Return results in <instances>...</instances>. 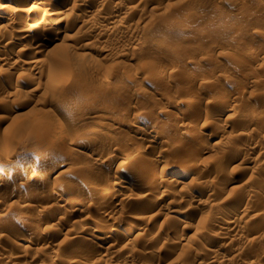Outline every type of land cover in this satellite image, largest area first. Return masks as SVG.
Returning a JSON list of instances; mask_svg holds the SVG:
<instances>
[{
    "label": "rangeland",
    "instance_id": "obj_1",
    "mask_svg": "<svg viewBox=\"0 0 264 264\" xmlns=\"http://www.w3.org/2000/svg\"><path fill=\"white\" fill-rule=\"evenodd\" d=\"M263 111L264 0H0V264H264Z\"/></svg>",
    "mask_w": 264,
    "mask_h": 264
},
{
    "label": "bare ground",
    "instance_id": "obj_2",
    "mask_svg": "<svg viewBox=\"0 0 264 264\" xmlns=\"http://www.w3.org/2000/svg\"><path fill=\"white\" fill-rule=\"evenodd\" d=\"M2 17H3V16H2ZM253 47H254V46H253ZM255 47H256V46H255ZM250 48H251V47H250ZM248 50H249V49H248ZM248 50H247V51H248ZM257 50H258L257 47H256V48H252L251 50H249L248 53H249V55H250V53H252V54H253V53L256 54L255 51L257 52ZM5 59H6V58H5ZM5 59H4V60H5ZM5 61H6V60H5ZM165 68H166V67H165ZM161 73H162V72H161ZM165 73H167V72H165ZM107 81H108V80H107ZM105 82H106V81H105ZM190 97H191V96H190ZM192 98H193V96H192ZM188 99H189V98H188ZM188 101H189V100H188ZM192 101H193V100H192ZM189 102H191V100H190ZM189 102H188V103H189ZM193 102H194V101H193ZM209 103H210V102H209ZM189 104H191V103H189ZM193 105H194V104H193ZM232 108H233V107H232ZM236 109H237V108H236ZM235 111H236V110H235ZM259 111H260V109H259ZM251 112H252V111H251ZM263 112H264V111H263ZM125 113H126V112H125ZM260 113H261V112H260ZM126 114H127V113H126ZM258 114H259V112H258ZM258 114H256V115H258ZM124 115H125V114H124ZM122 116H123V115H122ZM200 116H201V115H200ZM10 117H11V116H10ZM10 117L7 116L5 120H6V121H8V119L10 120ZM122 118H123V117H122ZM124 118H126V117H124ZM199 118H200V117H199ZM164 119H165V118H164ZM201 119H202V118H201ZM259 119L264 121V113H263L262 115H259ZM11 120H12V119H11ZM4 122H5V121H4ZM255 122H256V121H255ZM260 122H262V121H260ZM193 123H194V122H193ZM188 124H190L189 121H188ZM194 124H195V123H194ZM259 124H260V123H259ZM261 124H262V123H261ZM189 126H190V125H189ZM183 127H184V124H183ZM133 129H134V128H133ZM213 129L216 130L215 128H213ZM137 130H140V129L138 128ZM137 130H136V131H137ZM210 130H211V129H210ZM134 131H135V130H134ZM203 133H204V132H203ZM203 133H202V135H203ZM206 133H207V132H206ZM210 133H211V132H210ZM212 133H213V132H212ZM214 133H215V132H214ZM247 134H248V133H247ZM247 134H246V135H247ZM150 135H151V136H155L154 133H152V132H150ZM204 135H205V134H204ZM213 136H214V135H213ZM181 137H182V136H181ZM208 137H209V136H208ZM194 139H196V138H194ZM88 140H89V139H88ZM98 140H99V139H98ZM200 140H201V139H199V140H197V141L199 142ZM207 140H208V138H207ZM91 141H92V140H91ZM94 141H96V140H94ZM86 142H87V140H86ZM86 142H85V143H86ZM88 142H90V140H89ZM96 142H98V141H96ZM209 142H210V141H209ZM209 142H206V143L208 144ZM214 143H215V142H213V144H214ZM83 144H84V143H83ZM87 144H88V143H87ZM90 144L95 145L96 143L92 141ZM207 144H205V147H206V148H207V147H210V148H211V146H210L211 143H209L208 145H207ZM213 144H212V147H213ZM85 145H86V144H85ZM88 145H89V144H88ZM214 145L216 146V144H214ZM89 146H91V145H89ZM215 146H214V148H215ZM201 147H202V146H201ZM199 148H200V147H199ZM200 149H201V148H200ZM202 149H203V148H202ZM230 150H232V149H230ZM237 150H238V149H237ZM202 151H203V150H202ZM228 151H229V150H228ZM230 152H232V151H230ZM230 152H229V153H230ZM238 153H239V152H238ZM39 154H41V153H38V158L43 160L45 156H44L43 154H42V155H39ZM66 154H68V152H67ZM66 154H65V155H66ZM72 154H73V153L70 151L68 155H71V156H72ZM235 155H236V154H235ZM235 155H234V156H235ZM46 156H47V155H46ZM71 156H70L69 158H71ZM73 156H74V155H73ZM73 156H72V157H73ZM45 158H46V157H45ZM39 159H38V160H39ZM47 159H48V158H46V160H47ZM205 161H206V160H205ZM207 162H208V161H207ZM204 163H205V162H204ZM211 163H212V162H211ZM214 164H215V162H214ZM188 168H189V167H188ZM188 168L182 169V170H181V173H183V174H188L189 172L192 173L191 171H193L192 169H194L195 167H194V168L191 167V168H189V169H188ZM162 174H163V172H162ZM157 176L159 177V175H157ZM179 176H180V175H179ZM161 177H162V175H161ZM160 179H162V182H163V177H162V178H159V180H160ZM165 179H166V177H165ZM1 180L3 181V178H2ZM172 181H173V179H172ZM204 181H205V180H204ZM204 181H202V183H203ZM164 182H165V180H164ZM178 182H179V181H178ZM168 183H169V181H168ZM168 183H167V184H168ZM170 183H171V182H170ZM202 183H201V182H200L199 184L197 183V185H196L195 187H203V186H205V183H203V184H202ZM164 184H165V183H164ZM167 184H166V185H167ZM174 184H175V183H174ZM172 186H174V185H172ZM206 186H207V185H206ZM37 187H38V186H37ZM69 187H70V186L68 185V188H69ZM64 188H65V187H64ZM64 188H63V189H64ZM109 188H110V187H109ZM55 190H56V189H55ZM55 190L53 189L52 191H55ZM57 190H60V189H57ZM65 190H66V189H65ZM65 190H64V192H65ZM113 190H114V189H113ZM113 190H112V191H113ZM41 191H42V190H41ZM46 191H47V190H46ZM69 191H70V189H69ZM112 191L109 189V190H107L106 192H104L102 195L99 196V198L97 199V202H98V203H103L104 201H106L111 195H113ZM37 192H38V191H37ZM45 193L47 194V192H45ZM45 193H42V195H41V196H43V198H44ZM49 193H51V192L49 191ZM114 193H115V192H114ZM0 195H2V192H0ZM3 195H4V194H3ZM31 195H32V194H31ZM35 195H36V194H35ZM45 196H46V195H45ZM113 196H114V195H113ZM1 197H2V196H1ZM28 197H30V196H28ZM28 197H27V198H28ZM35 197H37V196H35ZM39 197H40V196H39ZM111 197H112V196H111ZM160 197H162V196H160ZM163 197H164V196H163ZM37 198H38V197H37ZM37 198H36V199H37ZM43 198H41V199H43ZM207 198H208V197H207ZM32 199L34 200V198H32ZM29 200H30V199H29ZM41 201H42V200H41ZM47 201H49V200H47ZM204 201H205V200H204ZM52 202H53V201H52ZM24 204H25V203H24ZM26 205H27V203H26ZM41 205H43V204H41ZM53 205H54V204H53ZM99 205H100V204H99ZM102 205H103V204H102ZM102 205H101V206H102ZM168 205H170V204H168ZM22 206H23V205H22ZM43 206H45V205H43ZM173 206H174V205H173ZM45 207H46V206H45ZM45 207H43V209H44ZM169 207H170V206H169ZM26 208H27V207H26ZM173 210H174V209H173ZM175 210H176V209H175ZM43 211H44V210H43ZM108 212H109V211H108ZM48 213H49V212H48ZM105 214H106V213H105ZM134 214H135V213H134ZM136 214H137V213H136ZM136 214H135V216H132V218H137V215H138V214H137V215H136ZM143 214H144V213H143ZM40 215L43 216V215H45V214L42 213V214H40ZM40 215H39V216H40ZM16 216H17V215H16ZM16 216H14V217H16ZM109 216H110V215H109ZM138 216H139V215H138ZM140 216H141V215H140ZM61 217H62V216H61ZM143 217H144V216H143ZM10 222H11V221H10ZM27 225H28V224H26L25 227H27ZM103 226H104V225H103ZM22 227H24V225H23ZM53 227H54V226H53ZM91 227H92V226H91ZM95 227H96V226H95ZM138 227H139V226H138ZM105 228H106V227H105ZM19 229H21V228H19ZM23 229H24V228H23ZM105 230H106V229H105ZM99 231H100V230H99ZM101 231H103V230L101 229ZM102 233H103V232H102ZM93 235H94V233H93ZM107 236H108V235H107ZM102 238H104V237H102ZM27 241H28V242H31L32 240H31V239H29V240L27 239ZM100 241H101V240H100ZM208 241H209V242H212V241H213V238H212V239L209 238ZM32 242H33V241H32ZM209 242H208V243H209ZM213 242H214V241H213ZM210 244H211V243H210ZM108 246H109V245H108ZM109 247H110V246H109ZM106 248H107V247H106ZM114 250H115V249H114ZM64 251H65V250H64ZM65 252H66V251H65ZM67 252H68V251H67ZM62 253H63V252H62ZM65 254H66V253H65ZM57 259H58L57 257H56V258H53L52 261H56ZM75 261L78 262V259L75 260ZM75 261H74V262H75Z\"/></svg>",
    "mask_w": 264,
    "mask_h": 264
}]
</instances>
